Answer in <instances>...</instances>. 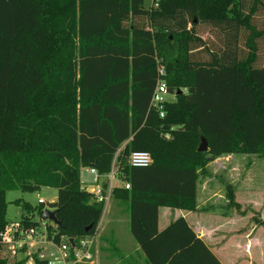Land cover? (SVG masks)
Masks as SVG:
<instances>
[{"label": "trees", "instance_id": "16d2710c", "mask_svg": "<svg viewBox=\"0 0 264 264\" xmlns=\"http://www.w3.org/2000/svg\"><path fill=\"white\" fill-rule=\"evenodd\" d=\"M22 1L0 0V35L24 11L18 28L31 22L49 48L38 54L18 41L25 51L18 48L17 72L38 80L26 97L10 72L0 74V197L55 189L50 207L60 226L47 221L48 237L54 233L56 244L92 237L104 203L81 186L82 172L107 174L128 141L117 162L129 189L117 186L112 196L129 203L130 233L145 263L221 264L184 219L158 231L157 215L159 207L195 210L198 175L216 158H264V67L257 66L264 31L251 24L252 13L243 14V0H157L148 9L144 0H28L30 11ZM200 22L217 26L216 39L227 34L233 48L221 41L209 48L197 34ZM159 65L175 99L164 103L163 117L150 106ZM202 138L207 150L198 152ZM136 151L149 153L148 167L128 164ZM226 197L239 208L229 186ZM14 203L31 212L21 224L37 228L33 214L43 220L44 205ZM8 223L0 218V232ZM255 223L264 228V220ZM0 264L8 262L0 257Z\"/></svg>", "mask_w": 264, "mask_h": 264}, {"label": "rangeland", "instance_id": "374dc122", "mask_svg": "<svg viewBox=\"0 0 264 264\" xmlns=\"http://www.w3.org/2000/svg\"><path fill=\"white\" fill-rule=\"evenodd\" d=\"M22 2L24 9H27L28 11L33 9L29 7L31 5H29L28 0H23ZM152 2H154V0H144L143 6L148 9L150 8ZM21 12H23V14L16 15L10 24L11 27L13 26L14 30H10L9 25L5 22L2 24L0 35V74L2 78H6L7 72H10L12 81H19L22 83V88L20 89L19 93L22 94L23 97H26V95L29 94L30 91L35 87L38 80L30 73L24 75L17 72L15 67L17 66L16 64L19 63V49L21 51H25V46L22 44L23 41H18H29L34 51L38 54H43L49 48V41L46 36H42L38 27L35 28L32 26L33 24H31V22L27 23L28 26H24L25 30H20L22 28H18V25H20V20L23 23L25 22L24 11ZM34 31L38 32L37 35L32 34ZM215 32L216 30L211 28L208 23L200 22L197 26V34L205 39L209 45V48H212V45L215 44V42L211 40L212 37L214 38L213 35ZM13 38H17V41H15L16 43H14L15 46L14 44L10 43V40ZM20 44H22L21 47ZM197 49L198 48H195L194 53H196ZM242 50L246 52L245 48ZM198 55L203 59L208 57V54L203 49L200 50ZM33 63L34 60L31 61V64ZM22 65V63L19 64L21 67ZM257 66H264V40L261 42V51L259 53ZM38 67L39 66L35 64L34 68L36 70L39 69ZM167 100L172 101L173 97L168 96ZM164 137L168 139L169 135L166 134ZM207 172L209 175L206 176L204 174L206 177L203 175L201 178V183L206 181L208 185H212L213 189L218 188L219 194L223 196L224 200H227L226 194L228 186L233 190L235 201L237 196V200L240 203L239 208L230 207L232 209V214H245L246 221H248L247 226L249 227L255 226L253 224L255 220H260L262 218L264 219V158L257 155L238 154L234 155L228 160L223 159L216 163H212L208 166ZM207 172L206 174H208ZM82 179V186L85 189L90 190L94 188L95 183H92L94 179L93 176L89 175L87 179L83 177ZM104 180L105 178H101L98 184H101ZM117 184L121 185L120 182ZM39 198L46 201L44 204L45 209L51 210L52 208L50 207V204L56 202L57 191L51 188H41L32 192L4 191V194L0 197V218H3L9 223L20 222L21 217L24 216V214L31 215V212L28 213L27 211H23L21 204H15L14 201L20 200L21 203L27 202L32 207H36L38 205L37 200ZM117 203H119L118 199L111 195L107 205H104L102 216L97 228V230L99 229L100 235L98 234L99 237L94 240L91 248V252L95 253L97 250H99L100 253L98 257L93 256V260H96L95 263L116 264V221L114 220V217L116 219V210L114 209H116ZM214 205L217 207L220 206L216 204ZM112 207H114V211L112 210ZM121 208H123V206ZM3 209H5V211H3ZM33 216V220L38 222V227L36 229L37 231L39 230V232L41 231V233L36 236L35 239L37 240V244H35V246L30 249V255L44 253L50 248L44 243V239L48 241L50 237H48L47 232H44V229L41 227L40 222L43 220L39 219L36 214H33ZM45 223L47 224L48 222L46 221ZM257 227L259 228V226ZM242 229H245L244 224H242ZM45 231L47 230L45 229ZM27 252L28 248L24 246L14 257L10 256L6 251H2L1 256L8 262V264H16L24 258H29L30 255L27 254ZM252 256L254 257L252 264H264V261H260L257 258V255L255 256L253 253ZM235 258L237 260L236 264H250L248 258L243 256H237Z\"/></svg>", "mask_w": 264, "mask_h": 264}, {"label": "crops", "instance_id": "0c3cea01", "mask_svg": "<svg viewBox=\"0 0 264 264\" xmlns=\"http://www.w3.org/2000/svg\"><path fill=\"white\" fill-rule=\"evenodd\" d=\"M155 1L156 0H154V2ZM242 12L245 15L252 13L253 15L251 18V24L255 26L257 30L264 31V0H243ZM231 24L233 26L235 23L231 22ZM211 28H214L216 31H218L217 26L214 27L211 25ZM240 29H242V31L244 30L243 28ZM211 40H213L215 44L217 43L221 45L222 42V46L224 45V47L229 46L230 48H233L232 39L227 36V34L223 37V39L218 40L214 36V38L212 37ZM263 40L264 37L258 40V59L259 53L261 51V42ZM169 96L173 97V100L168 102H173L175 100L174 96ZM127 142L128 141L124 142L120 146L115 154L116 157L125 147ZM234 155L238 154L218 157L211 161L208 166L223 159L228 160ZM203 175L204 174H199L196 182L195 210L188 211L170 207H159L157 215L158 231L164 230L171 222L182 218L195 233V235L204 242L210 252L219 260L221 264H236L237 260L235 257L237 256L248 258L250 264H252L254 258L252 256L253 253L255 256H258L257 258L260 261H264V228L257 225L255 222H253L255 226H247L248 221H246L245 214L243 213H239L240 215L232 214V209L227 205L228 200H224L223 196L219 194L218 188L213 189L212 185H208L206 181L201 183V178ZM205 175L208 176L209 173H205ZM88 176L89 175L86 174V177L83 178L87 179ZM82 183L83 182L81 181V186ZM118 201L119 203H117L118 205L116 204V209L112 207V210H116V219L114 217V220L116 221V264H146L144 254L141 252L135 240L133 239L132 241L133 237L129 228V203L119 199ZM235 202L240 204L237 200V196ZM214 204L220 206L217 207ZM121 205L123 208H121ZM260 220L264 219L262 218ZM45 222L43 220L40 222V224L42 229H44V232H47L45 229L49 223L46 224ZM242 224L245 225V229H242ZM257 226H259V228ZM37 232L38 234L41 233L39 230ZM98 234L99 229H96L95 234L89 238L94 242V240L99 237L100 234ZM99 254V250H97L95 253L92 252V262L89 264H98L95 263L96 260H93V256L98 257ZM24 264H34L31 255Z\"/></svg>", "mask_w": 264, "mask_h": 264}, {"label": "built area", "instance_id": "2783aa9c", "mask_svg": "<svg viewBox=\"0 0 264 264\" xmlns=\"http://www.w3.org/2000/svg\"><path fill=\"white\" fill-rule=\"evenodd\" d=\"M165 75L164 67L158 66V80L151 98L150 106L158 110L160 117H163L164 103L168 102L167 86L163 79ZM116 155L114 156L112 166L107 174L100 175L95 169H85L87 175L93 176L94 188L87 190L93 195L95 201H102L104 205H107L112 190L117 186H124L125 189H129V185L123 182V173L120 165L117 162ZM128 164L133 168H146L151 164V158L148 152L136 151L132 152L128 157ZM101 178L105 180L98 184ZM118 182L121 183L117 184ZM43 199H38L37 204H45ZM53 234L47 241L44 239V243L50 248L44 253L38 254L39 259L45 260L46 264H89L92 262L91 248L93 240L89 237L78 240L77 242H70V240L62 239L60 243L53 242ZM38 235L36 228H25L21 222H10L0 232V257L2 251H6L10 256H16L24 246L28 248L27 254L30 255V249H32L37 240Z\"/></svg>", "mask_w": 264, "mask_h": 264}, {"label": "water", "instance_id": "95a60500", "mask_svg": "<svg viewBox=\"0 0 264 264\" xmlns=\"http://www.w3.org/2000/svg\"><path fill=\"white\" fill-rule=\"evenodd\" d=\"M207 150V143H206V140L204 138L201 139V143L198 147V152H204ZM86 171H83L82 172V177H86ZM42 219L44 221H48L50 223H52L53 225L59 227L60 226V223L57 221L56 219V210H50V209H45L43 211V214H42ZM88 229V228H87ZM70 242L72 243L73 241L70 240Z\"/></svg>", "mask_w": 264, "mask_h": 264}]
</instances>
